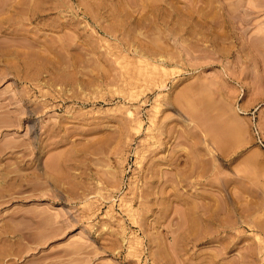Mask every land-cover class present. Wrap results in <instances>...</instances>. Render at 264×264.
Listing matches in <instances>:
<instances>
[{
  "label": "rangeland",
  "instance_id": "obj_1",
  "mask_svg": "<svg viewBox=\"0 0 264 264\" xmlns=\"http://www.w3.org/2000/svg\"><path fill=\"white\" fill-rule=\"evenodd\" d=\"M0 264H264V0H0Z\"/></svg>",
  "mask_w": 264,
  "mask_h": 264
},
{
  "label": "bare ground",
  "instance_id": "obj_2",
  "mask_svg": "<svg viewBox=\"0 0 264 264\" xmlns=\"http://www.w3.org/2000/svg\"><path fill=\"white\" fill-rule=\"evenodd\" d=\"M41 0H39V2H40ZM5 5V4H4ZM18 5H19V3L18 4H16L15 6H17L18 7ZM13 6V5H12ZM23 9V8H22ZM20 10H21V6H20ZM42 10H40V8L38 7V6H35V7H32V8H30V15L31 16H38V15H40V13L39 12H41ZM18 22H20V21H18ZM6 24V23H5ZM30 24V23H29ZM28 24V25H29ZM27 25V26H28ZM10 26V25H9ZM2 32V31H1ZM27 43V42H26ZM37 44V43H36ZM211 219H213L212 217H209V220H211Z\"/></svg>",
  "mask_w": 264,
  "mask_h": 264
}]
</instances>
